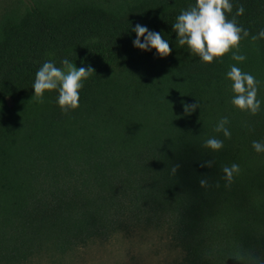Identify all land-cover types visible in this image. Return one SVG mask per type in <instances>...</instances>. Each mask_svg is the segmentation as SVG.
Instances as JSON below:
<instances>
[{
    "label": "trees",
    "instance_id": "trees-1",
    "mask_svg": "<svg viewBox=\"0 0 264 264\" xmlns=\"http://www.w3.org/2000/svg\"><path fill=\"white\" fill-rule=\"evenodd\" d=\"M193 0H18L0 20V260L70 251L108 239L128 222L166 225L186 264H246L264 255V0H232L248 29L238 50L203 62L176 43L172 23ZM169 41L167 56L133 47L131 26ZM49 53L54 55L49 56ZM52 59L92 67L78 107L62 112L55 89L33 95ZM229 64L260 84L261 110L230 102ZM198 106L186 112L184 105ZM227 116L231 135L214 131ZM223 140L212 151L202 141ZM211 161V165L207 163ZM240 169L230 184L222 165ZM204 179L206 183L201 185Z\"/></svg>",
    "mask_w": 264,
    "mask_h": 264
},
{
    "label": "clouds",
    "instance_id": "clouds-1",
    "mask_svg": "<svg viewBox=\"0 0 264 264\" xmlns=\"http://www.w3.org/2000/svg\"><path fill=\"white\" fill-rule=\"evenodd\" d=\"M232 0H193L186 9H181L172 23V29L176 33V43L180 46H187L190 52L195 53L203 62H212L214 58L222 56L231 51V59L243 62L246 57L238 50L239 41L248 36V29L242 28L236 22V16L244 12L243 5L236 8L231 19H227L225 13L232 11ZM135 36L132 38V45L135 48L151 51L155 49V55L167 56L171 51L169 41L163 39L160 32L149 29L147 25L136 23L131 26ZM264 39V28L251 36V40ZM54 55L49 53V56ZM62 67H57L54 60H45L35 71L32 83L33 95L38 101H42L45 90L55 89L58 93L56 103L62 112L78 107L79 89L83 81L93 73L92 67H77L73 62L63 59L60 61ZM225 77L230 81V89L233 95L230 102L236 108L256 114L261 110V99L257 98V88L260 81L251 73L242 71L237 64H229ZM198 105L196 103L184 105L186 112H191ZM229 119L221 116L214 131L222 133L223 137L231 135L227 127ZM204 147L218 151L223 147V140L217 136H209L202 141ZM252 149L257 152H264V140L254 139L251 141ZM209 166L211 161L207 162ZM240 166L236 162L222 165V179L225 185L230 184L234 175L239 172ZM201 185L206 181L201 179ZM246 264H264V255L252 252L248 253Z\"/></svg>",
    "mask_w": 264,
    "mask_h": 264
},
{
    "label": "rangeland",
    "instance_id": "rangeland-1",
    "mask_svg": "<svg viewBox=\"0 0 264 264\" xmlns=\"http://www.w3.org/2000/svg\"><path fill=\"white\" fill-rule=\"evenodd\" d=\"M18 0H0V20L6 12H19ZM0 264H12L0 260ZM13 264H186L185 254L166 225L128 222L110 238L91 239L70 251L46 249L23 263Z\"/></svg>",
    "mask_w": 264,
    "mask_h": 264
}]
</instances>
